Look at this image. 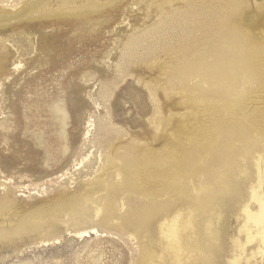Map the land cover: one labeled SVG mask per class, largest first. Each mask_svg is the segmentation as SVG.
<instances>
[{
    "label": "rangeland",
    "instance_id": "obj_1",
    "mask_svg": "<svg viewBox=\"0 0 264 264\" xmlns=\"http://www.w3.org/2000/svg\"><path fill=\"white\" fill-rule=\"evenodd\" d=\"M34 1L55 12L37 8L18 15ZM68 1L0 3V15H7V21L0 20V264H87L95 246L104 252L99 264H137L151 241L154 251L164 249L158 224H152L148 242L141 222L130 219L146 201L119 184L115 170L124 154L144 160L176 151H193L195 168L183 178L188 194L174 198L171 215L187 214L192 197L208 196L209 212L197 217L192 230L194 243L213 264H229L237 241L246 242L241 209L246 204L255 208L250 193L258 184L259 156L264 199V55L251 60L253 75L233 70L226 91L205 83L197 67L192 74L180 70L213 39L225 8L235 11L234 27L264 47V0H121L91 15L88 7L78 10L86 0H75L77 14L87 15L82 17L62 11L59 6ZM205 57L210 65L212 55ZM58 101L70 116L71 148L64 156L50 110ZM89 118L93 126L87 129ZM240 123L243 131L235 136ZM210 143L207 156L200 148ZM207 174L213 182L206 181ZM216 178L223 179L225 191L210 185ZM105 185L119 205L109 226L94 215L108 193ZM213 222L217 243L204 231ZM117 223L122 229L112 228ZM77 227L95 228L100 236L76 238ZM255 247V242L245 245L240 264L248 259L263 263L260 256H250ZM199 254H192L190 264H201Z\"/></svg>",
    "mask_w": 264,
    "mask_h": 264
},
{
    "label": "bare ground",
    "instance_id": "obj_2",
    "mask_svg": "<svg viewBox=\"0 0 264 264\" xmlns=\"http://www.w3.org/2000/svg\"><path fill=\"white\" fill-rule=\"evenodd\" d=\"M8 1H10V0H0V3L4 4V3H8ZM100 1H104V2H100ZM118 1H121V0H86L84 2L85 4H83L82 6H78V10H81L82 8L85 9L86 7H88L87 9L90 8L89 13L91 15L93 13L100 12L101 10H103L106 7H113ZM76 3L77 2L75 0H70L66 3H64L63 5L59 6V7L62 8V11H66V12L70 13L71 11H73V10L75 11V9H77V8H75ZM37 8L38 9L41 8L42 10H44L43 12H45V13L55 12V10L50 9L48 4L44 3L43 1H40V2L34 1V2H31L30 5H27L25 8H23V10L21 12H19L18 15L22 16L26 13L30 14L31 12H33V10H37ZM38 11H41V10L39 9ZM75 12H76L77 16L80 15V14H77V10ZM78 12H80V11H78ZM38 13H40V12H38ZM234 13H235V11L233 9H229V8H225V12L223 14L220 13V15L218 17L219 19L216 22V26H215L216 30H215L213 39L210 41H207V42L205 41L203 49L200 50L197 58L195 57L196 58L195 62L194 61L187 62V63L185 62L186 65L184 67H182L183 65L181 66L182 70H180V71L182 73H184V74H187L188 72L191 73V69L197 67V69H198L197 74H199L197 76H201V78L207 84L213 83L220 91L221 90L226 91V90H228L230 85H232L231 77H233V76H231V75L233 73V70H235V72L238 71V73L240 72L241 74L246 73L247 75L248 74L253 75L255 73V69H256L255 67L256 66L254 67L253 66L254 64L252 65L251 60L252 59L255 60V58L257 59V57L264 55V47L259 46L260 44H258L256 41H254V39H252L247 32H245L243 30H238L234 27V25H233V14ZM82 16H87V15L83 14ZM82 16L80 15V17H82ZM0 20L1 21H7V15L6 14L0 15ZM207 55H212V58H213V62L210 65H207L203 62L204 57ZM254 63H256V62H254ZM17 64H16V67H18ZM177 77H178V75H177ZM214 90H215V88H214ZM209 94H211V92ZM199 98H201V97H199ZM238 106H239V103H238ZM48 110H49V108H48ZM50 110H51V114H52L54 120L56 121V125L58 126V129H57L58 132H57L56 138L59 141V151H60V154L64 156L71 148L70 138H69V133H68L70 116H69L68 110H67L65 104L63 103V101H58V102L54 103L51 106ZM92 126H93L92 121L89 118V120L87 121V129L91 128ZM237 128H238V133H235L236 134V135L234 134L235 136H238L239 134L242 133L241 131H243V126L241 123L238 125ZM233 130H234V128H233ZM221 133H222L221 128L216 129V134L220 135ZM39 134H41V133H39ZM88 134H89V131L86 132V135H88ZM42 137L43 136L39 137L40 143H42L41 142ZM213 146H214L213 143H210L209 145L204 144L200 148V150H203L202 152L204 154H206L207 156H210L211 155L210 153H211V150L213 149ZM198 149H197V153H198ZM191 153H179L176 151V152H172V153L168 154L167 156H165V155L161 156L160 155L161 157L160 156H158L156 158L149 157L148 159L145 157L146 159H144V160L142 158L139 159L141 156L136 158V159H134V158L131 159V158H128L127 155L125 156V154L122 156L121 161H120V159L118 160L119 156L117 158V161H120V165L118 166L119 163L117 164L118 169L115 170V172L117 173V177L119 179L118 183H119V181H122V183H124L130 190L131 189L136 190L137 192L134 191L135 193L141 194V196L143 198H145L144 201H146L145 202L146 204L143 207L132 210V212L130 213L131 214L130 219L133 217L135 220H137V222L142 223V224L140 223V225L142 226V229L145 230V233L147 235L146 237L148 238V240L152 239V236L150 234L152 224L153 223L158 224V227H159L158 228V235H159L158 241H162L163 245H165V248L160 249L159 252H158V250L154 251V245H153L152 241L149 240L148 242H150V241L151 242L147 246H145V249H143L142 252L139 253L140 257H139L137 264H190V263H192V261L195 260L194 256L192 254H194V253L199 254V252H200V250H199L200 247L198 248V245L196 243H194L196 241L194 240V238L192 236V232H193L192 230L197 223V217L201 214L209 212V208H210L211 203H210L208 196H202L199 194L198 196L195 197L194 200H192L193 199V197H192L191 204L189 206L187 214L184 215V214L180 213V211H177L174 215H171L172 210L175 207L174 198H177V197H184L185 198L188 194L187 192H184L187 188L185 190L183 189V180H186L183 178H185L188 174L193 173V170H194L193 168H195L194 166H192L194 164H192V158L193 157H192ZM194 153H196V152H194ZM45 155H47V154H44V157H46ZM145 156H147V155H145ZM109 157H108V159H109ZM113 157H114V155H113ZM142 157H143V155H142ZM200 157H202V155ZM226 157H227V154L224 157L225 160L227 159ZM83 159H85V158L83 157ZM83 159L80 163H83ZM112 160H111V162L109 161V163H112ZM262 162H263V159L260 158V156H259V158H257V161H256V167H257V171H258V184L256 187H251V193H250V201L255 205V208L253 210L250 208V206L248 204H246V205H243V207L241 209L242 213L244 215V219H245V224L243 225L241 230L245 234L246 242L244 245H242L241 243H239V241H237V249H238L237 254L235 256H233V258L229 262V264H240V258L244 254L245 245L251 244L253 242L256 243V247H255L256 250L254 252H251L250 256L251 257H255L257 255L260 256L261 261L263 262L262 264H264V199L262 197V188H261V185L263 183V178L260 175ZM116 163H115V166H116ZM113 165L111 167H114ZM202 165H203V163H202ZM111 167H109V168H111ZM197 167H198V165H197ZM197 167H196V169H197ZM101 169L104 170L105 168L104 169L101 168ZM112 169L113 168H111L110 170H112ZM201 171H203V170H201ZM112 172H114V171H112ZM113 175H115V173ZM101 176H105V175L102 174ZM192 176L193 175L191 174V177ZM107 177L108 176H106V178ZM98 178H99V176H98ZM218 178H216L217 179L216 182L214 180V184H210L213 181L211 180L212 178L207 174L206 181L207 182L209 181L210 185H214L213 186L214 190L225 191L227 189V187H226L227 185H225L223 183V181H222L223 179L218 181ZM100 179L101 178H99L98 180H100ZM111 179H108L109 180L108 182H110ZM100 181L105 182V180H102V179ZM96 182H98L97 185H99V181H96ZM96 182H94V183L96 184ZM100 185L102 186V183H100ZM99 186H98V188H99ZM120 186H122V185H120ZM102 187L100 190H102ZM110 187H112V186H110ZM109 189L110 188L108 187V185H105L106 191L104 190V192L105 193L108 192V193L106 195H104V198L101 201V203L98 202V204L95 205V214H94L96 217H100V220L98 218V220L100 221L99 223L102 222L103 224H106V225L110 224V222L113 219L117 218V212L119 209L118 208L119 205H117L116 200L114 203V201H113L114 199L113 198L111 199V196H113V195H111L112 192L109 193ZM113 189H115V188H113ZM113 189H111V190H113ZM100 190H98V191H100ZM121 190L122 189H120V191ZM116 191H114V192H116ZM186 191H188V190H186ZM86 192L87 191L85 190V194H87ZM126 192H129V191H126ZM211 192H213V190ZM93 193H95V192H93ZM139 194H137V195L140 196ZM116 195L117 194L115 193V196ZM89 196H90V194H89ZM88 197H87V199H88ZM163 197L166 198L164 201L158 200V199L163 198ZM97 199H98V197H97ZM83 200L85 201L84 197H83ZM98 200H100V199H98ZM89 201L90 200L88 199L87 202H89ZM73 204L75 205V203H73ZM78 204H81V202L80 203L78 202ZM82 205H83V203H82ZM71 206H72V204H71ZM71 206H70V209H72ZM75 207H77V206H75ZM73 208H74V206H73ZM80 208H82V207L80 206ZM75 211L77 212V209ZM92 212H93V210H92ZM79 215L80 214H78L77 217H81ZM69 217H70V215H69ZM133 218H132V220H133ZM76 220L74 222H76ZM119 222H120V220H119ZM99 223H97V225H99ZM128 223H129V221H128ZM76 224H75V226H76ZM213 225H214V222H213V224L210 223L209 226L206 227V229L204 231H205V235L209 238L210 242L212 241V242L217 243V240L219 239V235H218L219 233L217 231L214 232L212 230ZM138 227H139V225H138ZM112 228L122 229V224L117 223L116 226H114V227L112 225ZM135 229H137V228H135ZM74 236L76 238H79V239H84V238H90L91 236H100V234H99V231L95 228L84 229L83 227H79V228L77 227L76 231L74 232ZM131 239H132V237H131ZM140 240H141V238H140ZM145 243H146V241H145ZM198 243H199V241H198ZM44 244L46 245V242ZM194 244H196L197 246ZM94 248L95 249L93 251H91L92 253L88 257L89 260H88L87 264H99V262L103 258L104 252L101 249H97L98 246H95ZM139 249H141V248H139ZM139 251H141V250H139ZM184 254H186V255H184ZM88 255H89V252H88ZM198 256H199L198 260H199V262H201V264H213L211 256L207 257V256L203 255L202 253H200ZM245 264H251L250 260L249 259L246 260ZM254 264H256V263H254Z\"/></svg>",
    "mask_w": 264,
    "mask_h": 264
}]
</instances>
